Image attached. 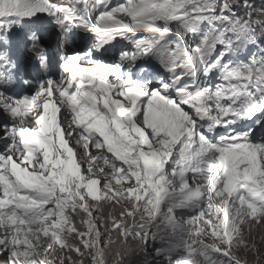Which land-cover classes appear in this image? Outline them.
Segmentation results:
<instances>
[{
  "label": "snow or ice",
  "instance_id": "6c2138e0",
  "mask_svg": "<svg viewBox=\"0 0 264 264\" xmlns=\"http://www.w3.org/2000/svg\"><path fill=\"white\" fill-rule=\"evenodd\" d=\"M0 264H264V0H0Z\"/></svg>",
  "mask_w": 264,
  "mask_h": 264
}]
</instances>
